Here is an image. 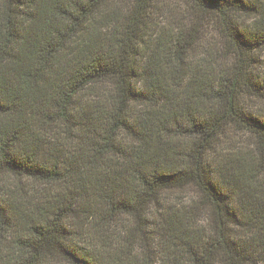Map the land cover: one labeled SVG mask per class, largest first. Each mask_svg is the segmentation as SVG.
Instances as JSON below:
<instances>
[{
	"label": "trees",
	"instance_id": "16d2710c",
	"mask_svg": "<svg viewBox=\"0 0 264 264\" xmlns=\"http://www.w3.org/2000/svg\"><path fill=\"white\" fill-rule=\"evenodd\" d=\"M182 2L0 0V264H264V0Z\"/></svg>",
	"mask_w": 264,
	"mask_h": 264
},
{
	"label": "rangeland",
	"instance_id": "374dc122",
	"mask_svg": "<svg viewBox=\"0 0 264 264\" xmlns=\"http://www.w3.org/2000/svg\"><path fill=\"white\" fill-rule=\"evenodd\" d=\"M167 2H170L173 6H180V5L182 6V3H183L182 0H167ZM155 13H158V17H161V20H164L165 15H167L166 13L164 14L162 13V11L158 9L155 10ZM262 56H264V50L262 51ZM238 137L240 140L245 139L244 136L242 135H239ZM243 141H246V139ZM193 197H194V194L190 188H186L182 191H178V200H181L185 204L189 203ZM200 216H202V212L200 213Z\"/></svg>",
	"mask_w": 264,
	"mask_h": 264
},
{
	"label": "snow or ice",
	"instance_id": "6c2138e0",
	"mask_svg": "<svg viewBox=\"0 0 264 264\" xmlns=\"http://www.w3.org/2000/svg\"><path fill=\"white\" fill-rule=\"evenodd\" d=\"M252 115H256V114H255V113H249V112H244V113H242V117L245 118V119L249 118V117L252 116ZM260 116H261L262 118H264V113H261Z\"/></svg>",
	"mask_w": 264,
	"mask_h": 264
}]
</instances>
